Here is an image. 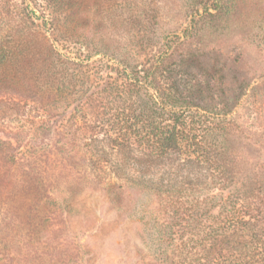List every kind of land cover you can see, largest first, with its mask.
<instances>
[{
    "label": "trees",
    "instance_id": "trees-1",
    "mask_svg": "<svg viewBox=\"0 0 264 264\" xmlns=\"http://www.w3.org/2000/svg\"><path fill=\"white\" fill-rule=\"evenodd\" d=\"M94 4L44 0L36 14L0 0V119L40 125L31 156L55 155L57 172L84 173L123 213L134 205L160 263L264 264V161L235 145L229 102L210 103L204 58L217 52L182 54L179 37L157 45L154 31L106 35L87 20ZM17 163L0 177L32 186L29 160Z\"/></svg>",
    "mask_w": 264,
    "mask_h": 264
},
{
    "label": "rangeland",
    "instance_id": "rangeland-1",
    "mask_svg": "<svg viewBox=\"0 0 264 264\" xmlns=\"http://www.w3.org/2000/svg\"><path fill=\"white\" fill-rule=\"evenodd\" d=\"M10 1L36 14L44 4ZM204 6L212 16L198 14ZM86 15L93 26L100 22L106 35L154 31L157 45L166 41L165 35L179 37L182 54L217 52L204 58L207 67L213 66L210 103L229 102L230 125L242 131L236 132L235 145L244 157L264 161V0H97ZM124 15L131 20L122 24ZM37 126L0 119V144H5L0 163L16 159L25 167L29 160L36 175L32 186L14 185L13 173L0 177V183H12L0 186V264H162L153 253L148 226L139 229L133 218L141 215L134 205L123 213L84 173L57 172L59 163L51 153L30 155ZM132 198L137 206L154 208L152 195Z\"/></svg>",
    "mask_w": 264,
    "mask_h": 264
}]
</instances>
